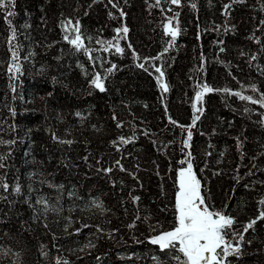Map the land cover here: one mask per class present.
<instances>
[{
  "label": "trees",
  "instance_id": "obj_1",
  "mask_svg": "<svg viewBox=\"0 0 264 264\" xmlns=\"http://www.w3.org/2000/svg\"><path fill=\"white\" fill-rule=\"evenodd\" d=\"M77 22L79 50L69 43ZM205 85L213 91L197 101ZM262 95L264 0L0 8V264H177L182 254L150 240L176 225L189 159L211 210L235 218L227 239L240 253L226 264H264V106L253 102Z\"/></svg>",
  "mask_w": 264,
  "mask_h": 264
},
{
  "label": "snow or ice",
  "instance_id": "obj_2",
  "mask_svg": "<svg viewBox=\"0 0 264 264\" xmlns=\"http://www.w3.org/2000/svg\"><path fill=\"white\" fill-rule=\"evenodd\" d=\"M11 3H13V0H0V8L7 7ZM171 3L179 5L180 0H171ZM157 5H159V0H157ZM113 6L115 7L116 5L114 4ZM192 7L195 8L196 5L193 4ZM225 7L227 8L228 6ZM12 14L13 13L9 12L8 16ZM121 14L123 15V13ZM171 23L170 20L168 25H166V29L171 34L172 39L175 40V37L178 35V28H173ZM68 24H71V21H69ZM73 31L75 32V36L73 39L69 40V43L74 45L77 50L84 48L78 22L73 26ZM116 31L119 33L121 29H117ZM122 31L127 33L128 29L125 27ZM64 39L68 40L69 38L66 35ZM116 51L122 52L123 50L117 46ZM165 51H167V49H165ZM15 55L16 54L13 53V57H15ZM114 67L115 66H113V68ZM140 67H143V64H141ZM155 70L159 73L157 80L160 82L163 91L166 92L168 90V85L163 82L162 78L164 73L160 68H156ZM108 71L111 72L112 69L110 68ZM91 83L101 91L104 90L103 82L98 73ZM211 91H213V89L205 85L201 91L196 93V100L199 101L205 92ZM224 91L230 90L224 89ZM234 94L239 96L241 100H252L250 96H244L241 93ZM253 102L260 103L261 106H264V95H262L260 100ZM193 107L197 112L202 111L196 108L195 104ZM196 119H199V117H194L193 124ZM173 123H175V121H173ZM191 137L192 133L189 129L187 131V139L191 140ZM120 139L122 141L124 140L123 137ZM68 143H71V141H68ZM113 143H115V141ZM188 156H191L190 152ZM185 162L186 161H181L182 164ZM117 164H119L118 161ZM107 171H111V169H107ZM4 187L7 188V185H4ZM18 190L19 189H17V191ZM136 199H138V197ZM261 203H264V201ZM175 208L177 210L176 225L169 231H164L159 235L151 237L150 242L153 245H158L161 250H170L182 254V256L175 255L173 257V259L177 261V264H226L229 255L240 253L239 244L234 246L227 239V232L231 229L234 219L223 215L221 212L209 210L204 202V197L201 195V183L193 171L190 159L187 160V167H181L178 171V191L176 193ZM257 219H264V211L259 213ZM257 219L249 222L244 227V231L246 232L248 229L253 228ZM238 240H243L242 233L238 234Z\"/></svg>",
  "mask_w": 264,
  "mask_h": 264
},
{
  "label": "rangeland",
  "instance_id": "obj_3",
  "mask_svg": "<svg viewBox=\"0 0 264 264\" xmlns=\"http://www.w3.org/2000/svg\"><path fill=\"white\" fill-rule=\"evenodd\" d=\"M118 37H120L121 38V41H120V43L119 44H116V47L118 46L119 48H121L122 50H124V37L125 36H121V35H118ZM165 80V79H164ZM166 81V80H165ZM179 116H182L180 113L178 114ZM215 199L217 200V201H219V200H221V198H220V194L217 192L216 194H215ZM205 202V201H204ZM205 204L208 206V204L205 202ZM208 208H209V210H211V208L208 206ZM212 211V210H211ZM235 219V218H234ZM250 221H247V224L249 223ZM172 229V227L170 226V224H166V225H164L163 226V229L162 230H159L158 231V234L157 235H159L160 233H162V232H164V231H169V230H171ZM254 230V229H253ZM253 230H250L249 231V233H248V236L249 237H251L252 235H253Z\"/></svg>",
  "mask_w": 264,
  "mask_h": 264
},
{
  "label": "water",
  "instance_id": "obj_4",
  "mask_svg": "<svg viewBox=\"0 0 264 264\" xmlns=\"http://www.w3.org/2000/svg\"><path fill=\"white\" fill-rule=\"evenodd\" d=\"M117 39L119 40V39H121V38L119 37V38H117ZM82 42H83V39H82Z\"/></svg>",
  "mask_w": 264,
  "mask_h": 264
}]
</instances>
